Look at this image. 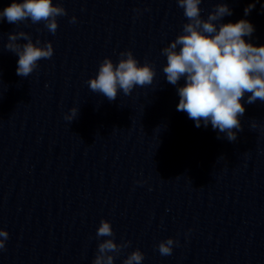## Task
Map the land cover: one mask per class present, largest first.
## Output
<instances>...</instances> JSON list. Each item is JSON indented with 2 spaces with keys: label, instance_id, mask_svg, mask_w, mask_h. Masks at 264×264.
I'll use <instances>...</instances> for the list:
<instances>
[{
  "label": "clouds",
  "instance_id": "9594fccd",
  "mask_svg": "<svg viewBox=\"0 0 264 264\" xmlns=\"http://www.w3.org/2000/svg\"><path fill=\"white\" fill-rule=\"evenodd\" d=\"M176 3L183 9L187 22L183 24L182 32L161 50V55L167 61L162 69L167 82L176 86L181 79L185 80V84L177 88V111L186 112L197 128L202 123L204 127L211 124L214 130L224 133L227 140L235 141L237 132L242 130L238 117L245 113L241 103L245 94H250L246 101L248 104L264 101V45L256 46L245 41L244 37H251L255 31L248 20L221 23L225 16L233 14L223 0L214 5L206 19L201 15L202 0H176ZM254 7V3L249 4L244 9L245 16ZM66 15L67 11L59 0L57 3L53 0H12L0 10V20L6 19L15 25L26 20L32 24L43 22L52 34L59 26L57 17ZM75 22L76 17L73 16L70 23ZM21 39L27 42L18 43ZM40 44L39 40L33 43L31 36L24 31L8 35L4 47L19 57L18 76L28 77L37 69L41 59L53 56L50 41L43 46ZM120 57L116 64L105 57L97 75L87 81L92 92L103 95L109 101H115L119 91L130 95L137 86L151 85L156 75L152 65H141L131 50L121 52ZM77 114L78 109L72 108L65 119L72 121ZM114 236L111 223L102 219L96 237L110 238L98 244L92 264H114L121 250L130 246V241L116 243ZM8 238L9 233L0 228V251L5 249ZM176 243L171 237L161 241L157 246L159 253L162 256L171 255ZM143 260L144 254L136 249L124 259L123 264H141Z\"/></svg>",
  "mask_w": 264,
  "mask_h": 264
}]
</instances>
